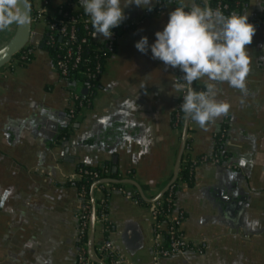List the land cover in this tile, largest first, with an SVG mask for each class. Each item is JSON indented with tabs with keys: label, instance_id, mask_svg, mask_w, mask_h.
I'll return each instance as SVG.
<instances>
[{
	"label": "crops",
	"instance_id": "1",
	"mask_svg": "<svg viewBox=\"0 0 264 264\" xmlns=\"http://www.w3.org/2000/svg\"><path fill=\"white\" fill-rule=\"evenodd\" d=\"M66 1L49 0L54 7ZM160 1L153 0L151 11L135 4L124 9L121 24L131 27L120 29L116 49L105 63L102 88L69 138H62L61 132L68 125L71 92L49 53L36 49L27 65L14 61L1 69L0 264H75L81 246L80 201L79 188L70 181L80 178L79 163H111L112 171L123 177L114 179L123 186L111 183L107 188V217L113 224L109 236L129 264H264V0H243L241 14L256 21L247 46L246 91L218 84L217 99L230 106L228 113L206 130L189 121L186 153L192 160L212 157L216 134L228 126L226 161L196 165L194 183L183 184L175 198V214H184L182 232L204 250L155 253L153 206L136 197L140 190L135 182L151 199L170 183L186 119L182 128L172 120L183 93L173 86L179 82V68L152 58L155 33L163 30L179 3L167 1L157 10ZM193 2L199 4L183 0L188 6ZM42 5L43 0H33L34 10ZM73 9L83 7L78 1ZM17 26L0 31V49ZM45 30V24L33 22L31 42L40 41ZM144 36L147 53L135 47ZM91 195L101 198L97 185ZM229 195L240 198L233 202L227 200ZM91 235L92 228L88 251L98 257L96 244L107 236L101 220L96 218Z\"/></svg>",
	"mask_w": 264,
	"mask_h": 264
},
{
	"label": "clouds",
	"instance_id": "2",
	"mask_svg": "<svg viewBox=\"0 0 264 264\" xmlns=\"http://www.w3.org/2000/svg\"><path fill=\"white\" fill-rule=\"evenodd\" d=\"M84 13L93 26V37L110 39L112 29L125 19L124 9L135 4L152 10L153 0H79ZM189 8V10H186ZM28 13L21 9L20 0H0V31L12 25L29 23ZM255 27L248 15L235 12L225 15L219 8L213 9L193 2L190 6L179 0L178 6L169 14L162 31L155 33L151 45L153 59L165 67L179 68L184 83L176 82L177 92H183L180 105L185 118L194 121L200 128L216 118L226 115L229 105L217 99L220 83L241 92L246 91V77L250 71L247 46L252 43ZM148 37L136 42L141 53L148 51ZM202 80L205 90L197 91L192 84Z\"/></svg>",
	"mask_w": 264,
	"mask_h": 264
},
{
	"label": "trees",
	"instance_id": "3",
	"mask_svg": "<svg viewBox=\"0 0 264 264\" xmlns=\"http://www.w3.org/2000/svg\"><path fill=\"white\" fill-rule=\"evenodd\" d=\"M79 0H67L65 3L54 7L49 4V8L54 11L58 18H62L65 25L70 30L72 27L75 29L76 39L70 43V47L74 50L72 55L73 59L69 62L68 72L64 75V80L67 84L68 90L78 96L74 99V109L71 111L68 107V125L61 132L62 138H69L71 134L77 129V124L82 122L87 111L93 107V101L96 93L100 88H102L101 78L104 72V67L107 58H109L112 51L107 46V41L95 42L90 37V32L93 30L91 23L89 27L86 26L85 19L89 18L84 10L73 9V4L77 3ZM173 2V0H161L158 2L155 9H160L164 6L165 2ZM33 14H35L33 0H29ZM197 2L203 6L205 0H197ZM207 4L213 9L219 8L220 5L227 4L228 8H223L222 11L225 15H229L233 12L241 14L243 8V0H207ZM256 21H253V23ZM125 25V24H124ZM129 28L130 24H120L118 27L112 29L115 33H118L121 28ZM68 36L61 38L56 36L55 33L46 28L43 37L37 43H30L25 49L19 52L14 60L18 65L25 66L35 57V50L42 49L49 53L53 66L57 64L59 59H67V49L65 46V41H67ZM85 39V41H83ZM76 53V54H75ZM76 57L80 58V61L76 66H74V60ZM12 65H9V67ZM58 71L59 68L55 67ZM61 76V75H60ZM183 76L182 71L179 69L177 73V79L180 83H184L181 79ZM62 77V76H61ZM192 87L197 90H205L204 85L198 84L196 81L192 84ZM80 89V90H79ZM86 89L87 93H83L82 90ZM184 93L179 98L180 105L183 102ZM73 98V96H72ZM185 116L179 107L175 110L172 115L173 124L178 127H183ZM227 124L216 134V142L214 147V153L212 157H207L205 155L200 156L196 160H192L186 150L189 149L190 140L187 137L184 154L180 163V169L178 173V178L170 185V187L158 198L156 203H158L156 209L157 220L167 221L168 213L174 210L175 198L177 191L183 184H193L194 183V168L201 162L217 160L224 163L228 156V151L226 149V132ZM78 172L80 173V178L78 180L70 181V184H75L78 186L79 190H84L88 196L91 195V189L96 181L102 180L106 177H111L113 179L122 180L123 177L119 172L112 171L111 163L101 164H90V163H79L77 165ZM97 173L98 176H94ZM132 174V171L130 172ZM131 177V175H130ZM118 181L114 186H123L122 183ZM108 190L105 189V196L107 197ZM136 197L145 204H153L146 200L139 192L136 193ZM102 211L108 213V202L103 206L97 207V214ZM112 222L110 220L106 221L105 235H109L112 230ZM162 232V247H167L170 244V236L167 229H161ZM88 232L85 233L83 239L88 240ZM98 241L96 246L101 242ZM161 247V246H160Z\"/></svg>",
	"mask_w": 264,
	"mask_h": 264
},
{
	"label": "built area",
	"instance_id": "4",
	"mask_svg": "<svg viewBox=\"0 0 264 264\" xmlns=\"http://www.w3.org/2000/svg\"><path fill=\"white\" fill-rule=\"evenodd\" d=\"M49 0H43L42 7L35 10V14H33V22L36 23H43L45 24L46 28L50 31L55 33L56 36H60L64 38L68 36L67 41H65V46L68 47L67 49V59H59L57 60V64L55 67L59 68L57 72L64 77L65 74L68 72L69 62L73 59L72 55L74 54V50L70 47V43L76 39L75 29L72 27L70 30L65 25V22L62 18H58L54 11L49 8ZM223 8H228L227 4L220 5L219 9L222 11ZM223 12V11H222ZM86 26L89 27L90 18L85 19ZM253 23V22H249ZM93 31L90 32V37L95 42H101L100 37H93ZM113 34L110 39H105L103 41H107V46L110 50L114 51L116 49L117 40L119 38V34L112 31ZM85 41V39H83ZM76 54V53H75ZM80 61L79 57H76L74 60V66L78 64ZM13 62V61H12ZM11 62V63H12ZM16 62V61H15ZM9 63L7 66H9ZM5 66V67H7ZM54 67V68H55ZM1 71V70H0ZM64 79V78H63ZM72 99L69 103V109L72 111L74 109V99L78 96L71 93ZM217 161V160H215ZM80 176V173H79ZM94 176H98L97 173H94ZM109 178V177H106ZM103 178L99 181H96L93 185L98 186L102 195L101 198L95 199L93 195L88 196L84 190H79V209L77 211L78 217V234L77 239L79 244H81L77 256L75 264H101L100 262L94 260L88 251V240H84L83 237L86 232H89L91 229V214L93 205L97 207L103 206L107 204V197L105 196V189L109 188L110 182L106 181ZM158 203L153 202V212L155 215V232L157 235L158 245L155 248V253L157 256H170L175 253H179L186 250H196L198 252H203V247L191 241L181 230L180 224L183 219V212H179L175 214V210L169 212L168 220L159 222L157 220V207ZM108 213L102 211L98 214L97 219L101 220L104 225V229L106 228V221H108ZM161 229H167L170 236V244L167 247H162V232ZM161 246V247H160ZM98 256L101 260H103L106 264H129L128 260L123 255L122 251L116 247L113 239L108 235L106 236L103 241L97 246Z\"/></svg>",
	"mask_w": 264,
	"mask_h": 264
},
{
	"label": "water",
	"instance_id": "5",
	"mask_svg": "<svg viewBox=\"0 0 264 264\" xmlns=\"http://www.w3.org/2000/svg\"><path fill=\"white\" fill-rule=\"evenodd\" d=\"M20 7L22 10H24L28 13L30 20H29V23H27V24L18 25L17 30L15 32V35L10 39V41L6 45H4L0 49V70L3 69L5 66H7L9 63H11L14 60L15 56L19 52H21L23 49H25L31 43V38H32V34H33V11H32L29 0H20ZM82 92L87 93V90L83 89ZM189 121H190V119H188V118L185 119V125H184L183 136H182L183 145H182V149L180 151L179 157H178V161L176 164V168H175L173 178L170 181V183L164 187V189L161 191V193L159 195H157L155 198L151 199V198H148L146 196L142 187L135 182V184L139 187L141 195L146 200H148L150 202L156 201V199H158L170 187V185L178 178L180 163H181V160H182V157L184 154L185 144H186V140H187ZM114 160L116 161V159H114ZM114 169H116V167H114ZM105 180L110 182V183L116 182V180H114L112 178H106ZM227 198H230L227 200L237 202V199H239L240 197L239 196L237 197L234 195H229ZM241 202L238 204H240V205L243 204V202L242 203ZM96 216H97V208L95 205H93L92 214H91V228H92L91 238L93 237L94 231H95V223H96V218H97ZM90 255L92 256V258L94 260L100 262L101 264H106L103 260L100 259L99 256L97 257L93 252H91Z\"/></svg>",
	"mask_w": 264,
	"mask_h": 264
},
{
	"label": "rangeland",
	"instance_id": "6",
	"mask_svg": "<svg viewBox=\"0 0 264 264\" xmlns=\"http://www.w3.org/2000/svg\"><path fill=\"white\" fill-rule=\"evenodd\" d=\"M121 33H122V32H121ZM121 33H120V34H121ZM120 34H119V37H120ZM15 63H16V62H15ZM11 64H12V63H11ZM11 64H10V65H11ZM16 64H17V63H16ZM71 99H72V101H73V98H72V97H71Z\"/></svg>",
	"mask_w": 264,
	"mask_h": 264
}]
</instances>
